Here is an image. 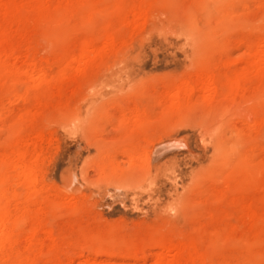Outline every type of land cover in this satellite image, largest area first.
<instances>
[{
	"label": "rangeland",
	"instance_id": "1",
	"mask_svg": "<svg viewBox=\"0 0 264 264\" xmlns=\"http://www.w3.org/2000/svg\"><path fill=\"white\" fill-rule=\"evenodd\" d=\"M0 8V264H264V0Z\"/></svg>",
	"mask_w": 264,
	"mask_h": 264
},
{
	"label": "bare ground",
	"instance_id": "2",
	"mask_svg": "<svg viewBox=\"0 0 264 264\" xmlns=\"http://www.w3.org/2000/svg\"><path fill=\"white\" fill-rule=\"evenodd\" d=\"M1 8H2V6H1ZM0 8V9H1ZM262 49V48H261ZM260 50V49H259ZM86 51H88V50H86ZM261 51V50H260ZM87 53H89V51L87 52ZM90 53H91V51H90ZM89 53V54H90ZM258 57H257V61L258 62H262L263 61V59H264V52L262 51V52H259V54L257 55ZM264 63V62H263ZM30 72V71H29ZM202 82V81H201ZM204 83H206V82H204ZM209 83V82H208ZM211 83V82H210ZM213 85V84H212ZM209 86H211V85H208L207 87H205V88H212V87H209ZM183 87V86H182ZM206 89V90H207ZM211 90V89H210ZM209 90H207V92H208ZM213 91V90H212ZM212 91H211V93H212ZM209 94H210V92H209ZM176 102H177V100H176ZM176 104H178V103H176ZM249 118V117H248ZM227 142V141H226ZM165 148V147H164ZM16 161V160H15ZM20 166V165H19ZM23 167V166H22ZM18 169V168H17ZM23 169H24V167H23ZM27 171V170H26ZM33 171V170H32ZM22 175L23 176H26L28 179H30V180H32V173H29V174H27V175H24L23 174V171H22ZM22 176V177H23ZM24 178V177H23ZM26 178V179H27ZM36 181V180H35ZM35 181H33V182H35ZM32 182V181H31ZM32 182V183H33ZM31 184V183H30ZM33 187V186H32ZM2 220V219H1ZM2 222V221H1ZM1 222H0V224H1ZM3 222H4V220H3ZM5 223V222H4ZM2 228V227H1ZM1 232V231H0ZM177 250V249H176ZM167 251V250H166ZM165 252V251H164ZM167 253V252H166ZM175 253H176V251H175ZM174 255V254H173ZM176 255L179 257V254L178 253H176ZM162 257H164L163 255H162ZM159 258H161V257H159ZM157 259V261H155L156 262V264H164V259L163 258H161V259ZM156 260V259H155ZM167 260V259H166ZM188 261V260H187ZM86 263H88V261L86 262ZM90 263V262H89ZM139 263V262H138ZM167 264V263H166Z\"/></svg>",
	"mask_w": 264,
	"mask_h": 264
}]
</instances>
